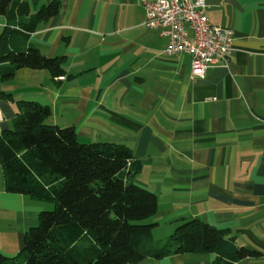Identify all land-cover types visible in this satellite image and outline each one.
Returning <instances> with one entry per match:
<instances>
[{
    "label": "crops",
    "instance_id": "crops-1",
    "mask_svg": "<svg viewBox=\"0 0 264 264\" xmlns=\"http://www.w3.org/2000/svg\"><path fill=\"white\" fill-rule=\"evenodd\" d=\"M31 16L53 0H27ZM59 14L30 42L64 57L63 80L47 70L18 69L0 78V136L17 102L51 109L47 124L73 127L80 143L126 146L143 168L136 185L158 201L154 243H167L198 219L264 264V0H206L215 25L234 33L227 66L191 79L188 54L167 56L169 38L145 27L140 0H59ZM9 27L0 16V37ZM13 28L12 26H10ZM43 202L6 190L0 162V252L15 257L39 224ZM168 240V241H167ZM214 253L147 258L140 264H215Z\"/></svg>",
    "mask_w": 264,
    "mask_h": 264
},
{
    "label": "trees",
    "instance_id": "trees-1",
    "mask_svg": "<svg viewBox=\"0 0 264 264\" xmlns=\"http://www.w3.org/2000/svg\"><path fill=\"white\" fill-rule=\"evenodd\" d=\"M53 0L31 16L27 0H0L9 27L0 37V78L18 69L66 74L64 57H48L30 42L41 23L59 14ZM12 26L13 28H11ZM11 129L0 136V162L6 190L54 203L42 211L15 257L0 252V264H140L147 258L214 253L215 264L258 258L261 252L237 247L219 230L194 219L180 225L170 240L154 243L155 223L138 222L158 211L155 194L135 184L143 165L132 151L114 143H80L73 127L47 124L51 109L17 102Z\"/></svg>",
    "mask_w": 264,
    "mask_h": 264
},
{
    "label": "built area",
    "instance_id": "built-area-1",
    "mask_svg": "<svg viewBox=\"0 0 264 264\" xmlns=\"http://www.w3.org/2000/svg\"><path fill=\"white\" fill-rule=\"evenodd\" d=\"M140 3L146 15L145 27L158 29L169 38L165 54L191 57L192 80L204 79L209 70L228 65L234 50V33L212 22L206 13V0H140Z\"/></svg>",
    "mask_w": 264,
    "mask_h": 264
},
{
    "label": "rangeland",
    "instance_id": "rangeland-1",
    "mask_svg": "<svg viewBox=\"0 0 264 264\" xmlns=\"http://www.w3.org/2000/svg\"><path fill=\"white\" fill-rule=\"evenodd\" d=\"M44 205H46V208L43 210V211H52L54 208H55V205L54 203H49V202H43ZM148 220H145V221H141V222H138L139 224H145L147 223ZM171 238V237H170ZM170 240V239H169ZM168 241V240H167ZM164 243V242H163ZM163 243H159L161 245H163Z\"/></svg>",
    "mask_w": 264,
    "mask_h": 264
}]
</instances>
